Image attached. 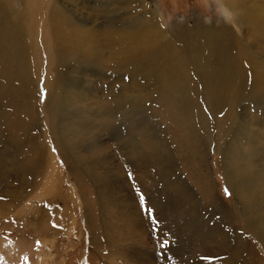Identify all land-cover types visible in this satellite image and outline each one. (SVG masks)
Returning <instances> with one entry per match:
<instances>
[{
  "label": "rangeland",
  "instance_id": "rangeland-1",
  "mask_svg": "<svg viewBox=\"0 0 264 264\" xmlns=\"http://www.w3.org/2000/svg\"><path fill=\"white\" fill-rule=\"evenodd\" d=\"M4 1L23 24L0 37V264H264V83L235 67L210 105L195 63L200 93L169 111L167 87L120 71L103 35L154 17L181 46L186 30L229 31L264 73V24L237 25L221 0ZM51 9L70 31L93 27L96 50L43 38Z\"/></svg>",
  "mask_w": 264,
  "mask_h": 264
},
{
  "label": "bare ground",
  "instance_id": "bare-ground-1",
  "mask_svg": "<svg viewBox=\"0 0 264 264\" xmlns=\"http://www.w3.org/2000/svg\"><path fill=\"white\" fill-rule=\"evenodd\" d=\"M27 1H29V0H27ZM40 1L42 2V4H40V5H43V0H40ZM46 1L48 2V4H50V0H46ZM132 1H137V0H132ZM221 1H222L223 5L228 9V11L235 15V21L234 22H236L237 25H240L239 23H241V24L247 23L248 26L254 27V25L257 26L256 24H264V16L262 14L259 15L258 12L255 13V11L252 10L253 4L251 2H250L251 3L250 4L247 2V0H221ZM32 2H33V0H32ZM38 2H39V0H36L35 3L38 4ZM52 2H54V1H52ZM125 2H127V1H125ZM28 3H30V2H28ZM48 4H46V5H48ZM2 5L7 7L5 1L3 2V0H0V37L1 38H2V36L7 37L8 42L11 43L14 39V37H13L14 34H15V36L17 34L21 37V35H20L21 34V26L23 23L21 21L9 23L12 20L11 19L8 20L9 18L7 19V15L4 14V12H3ZM48 6H50V5H48ZM37 7H38V5H37ZM57 7H59V6H57ZM43 8H45V7H43ZM54 8H56V7L54 6ZM37 11H39V10H37ZM33 12H34V10H33ZM41 12H43V11H41ZM28 13H30V12L28 11ZM51 13L54 15L53 19L56 20V24H53L51 26L50 31L47 30V32H45L46 29L44 30L43 38H48L49 35L51 37L56 36V37H58V39H63V41L66 43L70 42L73 45H78L79 47H81V49L85 48L86 50L90 49L91 51H93L92 49H94V51L96 50L95 48L92 47L94 38L97 36L96 32L93 30V27H86L83 29L77 28L76 30L70 31L72 24H70L69 20L66 17L64 18V23L62 25H59L58 23L61 22L60 15H58V13L56 11H54L53 9H51ZM32 14H35V13H32ZM44 14L47 17L46 9L44 11ZM32 19L33 18H31V20ZM155 19L156 18L154 17V19H151L149 22L138 21L135 25H131V26H115V27L110 26L113 28L111 30H107V31L105 30L103 35H104V38H105V41L107 44L113 43L115 45V46L113 45L115 48V62L120 64V66L117 65V68H120V67L122 68L123 66H125L124 69H120V71L125 70L128 67H130V68L136 69L138 72L140 71V72H143L144 74H146L149 77L148 79L150 81H154V79L155 80L157 79L159 81V86H158L159 88L156 90V91H158V93H155L156 95L161 93V92H159V90L162 91L161 90L162 87H164V86L167 87L168 92H167V89H165V88H163V89H165L166 94L170 93V95H168V96H170L169 98L171 100L170 99L169 100H170V104H171L172 108L169 111H171L173 109L174 111L178 112L181 108H183L185 105L188 104V102L184 103V101L189 94L194 95L196 92L198 94V92L200 91V89L196 88V84H195V90L192 89V86L187 87V86H189V85H187L188 83H193L195 80V77H194L195 74L193 72V68H194V66H196L195 63H198V66L204 72L202 83L204 85V88L207 89V93L204 95L208 96V99L211 103L210 105H216L218 103H221L220 99H224L221 97L219 100H216V98H218L217 95L219 93V88L220 87L222 88L224 85H227L228 82L230 80H232L234 75H231V74H232L235 67H237V71L240 75L252 77V80L251 79L250 80L255 81V86H259V88H260V85H262L264 83L263 82L264 81V73L262 72L258 62L255 60L257 58H254V54L249 49V46L245 45L246 42H245L243 37L236 36L237 34L232 35V34H230L229 31L220 32L219 30H213L212 28L210 30H209V28L198 29L195 33H193L192 30L191 31L186 30L185 34L182 35V39L185 41V44H184V46H181V44L177 43V40H172L173 42H171V40H170V42H168V40L165 39L164 32L162 31V29L159 26V23ZM7 21H9V22H7ZM39 21H41V20H39ZM27 22L29 23V21H27ZM36 22L37 21H35L34 23H36ZM34 23H33V25H34ZM37 24H39V22ZM26 27H29V26H26ZM223 29L224 28H220L221 31ZM253 29L254 28H252V31H254ZM42 30L43 29H41V31ZM190 32H192V34H189ZM196 33L198 35L200 34L199 38L196 37ZM190 38L196 39V40H194V42L192 43L193 40L190 41L189 40ZM49 40H51V39H49ZM3 41H1L0 43H2ZM11 46H12V44H11ZM48 46L50 48H52L50 45H48ZM1 47L3 48L4 45ZM1 47H0V49H2ZM53 48H56V47L54 46ZM9 50H7V52H9ZM50 51H52V50L50 49ZM62 51L65 52L64 48ZM184 51H186L187 54H185ZM1 53H3V52H1ZM10 53H11V51H10ZM93 53H95V52H93ZM9 54L7 53L6 56H9ZM77 54H80V52H78ZM12 55H13V53H12ZM52 55H51V57H52ZM52 58L54 60V57H52ZM214 63H217V64L219 63V65H218L219 67L216 68L217 65H215ZM19 64H21V63H19ZM213 64L216 67H211V66H213ZM13 68L15 69V67H13ZM21 68H22V66H21ZM196 69H194V71ZM207 69H209V70H207ZM201 70L199 72L200 74H202ZM130 75H133V74H130ZM237 77H238V75H237ZM188 78H190L191 80ZM201 80H202V78H201ZM251 81H249V82H251ZM235 84L236 83H234V85ZM202 88H203V86H202ZM208 89H210L211 92L208 91ZM162 93H163V91H162ZM223 94H224V92H223ZM223 94L221 95V93H220L221 96H223ZM150 95H151V93H150ZM146 96L148 97V95H146ZM146 96L143 95L142 98L143 97L145 98ZM154 98H156V97H154ZM161 98H163V96ZM199 98H201V97L199 96ZM174 100L179 102V104L181 106L180 108H178L177 103L174 104ZM166 101H168V100H166ZM193 102H194V99H193ZM194 105L198 106V104H196V103H194ZM114 106H116V105H114ZM188 121H189V119L187 118L186 115H184L182 117V122L187 123ZM226 167H228V166H226ZM232 176H233V174H232ZM240 182H238V181L235 182L234 186L238 190V193L243 192L246 195L245 192L250 190V189L245 190V187H246L245 184L240 183ZM243 187H244V189H243ZM235 188H234V190H235ZM247 195L249 196L250 194H247ZM244 197H246V196H244ZM240 198L242 199L243 197L240 196ZM251 200H253L252 197H251ZM249 206H251V205H249ZM257 232L262 237H264V228L261 230H257ZM251 233L253 234V229H251Z\"/></svg>",
  "mask_w": 264,
  "mask_h": 264
},
{
  "label": "snow or ice",
  "instance_id": "snow-or-ice-1",
  "mask_svg": "<svg viewBox=\"0 0 264 264\" xmlns=\"http://www.w3.org/2000/svg\"><path fill=\"white\" fill-rule=\"evenodd\" d=\"M225 192H226V194H227V189H225ZM0 199H2V198H0ZM167 244H168V240L165 239V240L163 241V243L160 245V247L163 248V247L166 246Z\"/></svg>",
  "mask_w": 264,
  "mask_h": 264
}]
</instances>
